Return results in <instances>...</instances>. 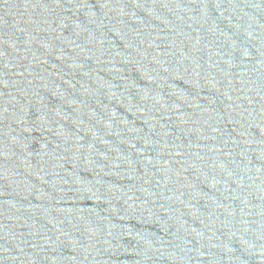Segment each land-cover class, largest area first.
Masks as SVG:
<instances>
[{
  "label": "water",
  "instance_id": "water-1",
  "mask_svg": "<svg viewBox=\"0 0 264 264\" xmlns=\"http://www.w3.org/2000/svg\"><path fill=\"white\" fill-rule=\"evenodd\" d=\"M0 264H264V0H0Z\"/></svg>",
  "mask_w": 264,
  "mask_h": 264
}]
</instances>
